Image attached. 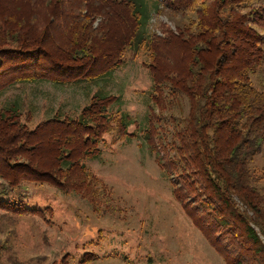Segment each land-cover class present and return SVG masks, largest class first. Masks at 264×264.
Listing matches in <instances>:
<instances>
[{"label": "trees", "instance_id": "trees-1", "mask_svg": "<svg viewBox=\"0 0 264 264\" xmlns=\"http://www.w3.org/2000/svg\"><path fill=\"white\" fill-rule=\"evenodd\" d=\"M9 1L22 0H0V92L39 80L96 82L120 68L127 52L147 48L160 94L170 88L177 105L184 96L189 108L180 122L173 120L170 145L182 174L176 198L184 203V190L196 195L199 205L185 203L184 209L226 264H264V242L252 227L264 237V195L249 168L264 152V0L157 1L155 11L167 10L176 29L164 27L160 38L147 35L149 14L137 0H40L47 3L45 19L39 0L28 1L32 12L21 18L4 10ZM256 75H262L260 87ZM116 100L95 96L79 117L58 115L33 129L21 113L0 108V208L34 213L13 196L25 183L67 187L80 167L75 155L100 153L112 126L107 109ZM127 118L122 115L119 125L117 120L123 135L132 124ZM151 129L145 135L153 150ZM56 158L65 178L59 167L53 171ZM174 159L167 161L172 170ZM235 198L257 219L243 213Z\"/></svg>", "mask_w": 264, "mask_h": 264}, {"label": "rangeland", "instance_id": "rangeland-1", "mask_svg": "<svg viewBox=\"0 0 264 264\" xmlns=\"http://www.w3.org/2000/svg\"><path fill=\"white\" fill-rule=\"evenodd\" d=\"M28 1L37 0L9 1L3 7L21 18L32 12ZM137 1L149 14L147 35L163 37L164 27L176 31L167 10L155 11L156 2L162 0ZM38 3L39 16L45 19L47 3ZM152 64L151 52L144 48L136 54L127 52L120 68L96 82L39 80L16 83L0 92V108L21 113V120L31 129L58 115L79 117L95 96L117 99L107 109L112 126L100 142L98 156L75 155L80 167L69 177L71 185L60 190L48 183H25L13 196L35 212L18 214L0 208V264H226L184 209L185 203L199 205L196 195L184 190L188 195L182 203L174 194L182 186V174L170 145L173 120L180 122L189 108L184 96L178 97L177 105L170 88L163 87L160 94L150 72ZM261 78H253L256 85L260 80L259 87ZM122 115L132 123L126 135L117 130ZM147 129L156 137L153 150L146 139ZM162 157L168 168V158L174 159L175 169L171 167L170 173L162 170ZM55 161L57 173L62 162ZM249 168L264 195V152ZM65 172L61 169L58 175L65 178ZM235 201L248 217H256ZM252 227L264 242L259 228L254 223Z\"/></svg>", "mask_w": 264, "mask_h": 264}]
</instances>
